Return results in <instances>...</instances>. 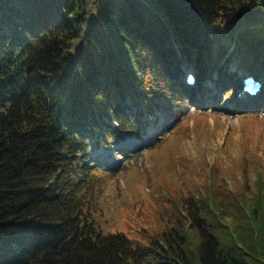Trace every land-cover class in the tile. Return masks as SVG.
<instances>
[{
    "label": "trees",
    "instance_id": "trees-1",
    "mask_svg": "<svg viewBox=\"0 0 264 264\" xmlns=\"http://www.w3.org/2000/svg\"><path fill=\"white\" fill-rule=\"evenodd\" d=\"M215 60L234 86V62L264 81V0H0V264H264L260 169L229 194L209 184L203 207L190 196L171 250L84 210L90 139L136 133L183 98L184 67L203 79Z\"/></svg>",
    "mask_w": 264,
    "mask_h": 264
},
{
    "label": "rangeland",
    "instance_id": "rangeland-1",
    "mask_svg": "<svg viewBox=\"0 0 264 264\" xmlns=\"http://www.w3.org/2000/svg\"><path fill=\"white\" fill-rule=\"evenodd\" d=\"M225 52L239 61L234 50ZM236 63L229 73L240 71ZM221 64L215 60L211 69ZM214 76L183 89L176 102L162 98L156 118L145 115L138 131L117 143L90 139L84 210L103 233L123 232L141 246L185 245L190 196L203 207L209 184L229 194L264 171V98L250 108L256 101L240 102L236 85Z\"/></svg>",
    "mask_w": 264,
    "mask_h": 264
}]
</instances>
